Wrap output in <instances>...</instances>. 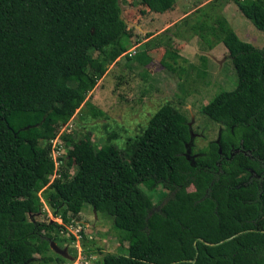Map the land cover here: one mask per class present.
Here are the masks:
<instances>
[{
    "label": "trees",
    "instance_id": "trees-1",
    "mask_svg": "<svg viewBox=\"0 0 264 264\" xmlns=\"http://www.w3.org/2000/svg\"><path fill=\"white\" fill-rule=\"evenodd\" d=\"M139 1L156 13L174 3ZM231 1L264 32V0ZM196 23L201 31L204 21ZM206 28L226 48L236 84L200 108L221 125L202 149L193 150L186 117L167 103L123 150L65 134L76 170L51 180L45 203L63 223L83 203L111 217L127 245L101 264H264V46L240 42L225 20ZM128 35L116 0H0V264L65 259L49 247L62 225L31 218L53 172L49 141ZM139 184L166 192L152 202Z\"/></svg>",
    "mask_w": 264,
    "mask_h": 264
},
{
    "label": "rangeland",
    "instance_id": "rangeland-1",
    "mask_svg": "<svg viewBox=\"0 0 264 264\" xmlns=\"http://www.w3.org/2000/svg\"><path fill=\"white\" fill-rule=\"evenodd\" d=\"M116 1L129 34L124 41L126 49L105 65L79 107L49 141L53 172L38 192L42 209L31 216L32 220L62 225L54 244L62 250L56 252L65 258L62 264H101L103 254L124 252L127 245L113 227L111 217L94 211L87 203L70 223H63L59 211L53 213L46 205L43 189L61 172L65 171L69 179L76 170L65 134L71 133L84 146L98 148L109 143L123 150L149 116L167 103L186 117L193 150L202 149L216 138L221 125L201 113L200 108L215 94L236 84L226 48L207 33L206 27L217 19L225 20L240 42L264 46V32L242 17L231 0H174L162 13L149 11L139 0ZM199 20L205 23L201 31L195 29ZM88 52L93 58L100 56L94 49ZM167 52H174L176 58L171 60ZM161 59L173 68L163 66ZM92 106L103 114H91ZM138 186L152 202L166 192L160 184L150 189ZM258 227L264 229V216Z\"/></svg>",
    "mask_w": 264,
    "mask_h": 264
},
{
    "label": "water",
    "instance_id": "water-1",
    "mask_svg": "<svg viewBox=\"0 0 264 264\" xmlns=\"http://www.w3.org/2000/svg\"><path fill=\"white\" fill-rule=\"evenodd\" d=\"M49 246L55 251V252H58V253H61L62 250L56 248V246L54 245V243H50Z\"/></svg>",
    "mask_w": 264,
    "mask_h": 264
}]
</instances>
